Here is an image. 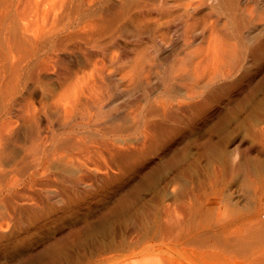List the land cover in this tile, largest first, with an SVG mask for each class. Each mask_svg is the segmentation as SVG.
<instances>
[{"label": "rangeland", "instance_id": "rangeland-1", "mask_svg": "<svg viewBox=\"0 0 264 264\" xmlns=\"http://www.w3.org/2000/svg\"><path fill=\"white\" fill-rule=\"evenodd\" d=\"M61 1L0 0V264H264V0L83 48Z\"/></svg>", "mask_w": 264, "mask_h": 264}, {"label": "bare ground", "instance_id": "bare-ground-1", "mask_svg": "<svg viewBox=\"0 0 264 264\" xmlns=\"http://www.w3.org/2000/svg\"><path fill=\"white\" fill-rule=\"evenodd\" d=\"M52 1H54V0H52ZM59 1L62 2L61 0H59ZM66 1H64V2H66V3L76 2L77 10L79 12V15H78L79 21H78V24L76 26L78 29V38L80 39L81 45H82L81 48H83L86 45H90V44L93 45L94 43H96L97 40L95 39V36L97 35V33H100L101 29H105L104 25L107 26V24L110 27H114V28H112V30L114 29L115 32H116V30L117 31L118 30L119 31L120 30L121 31H128L129 30L130 31V29H131V31H132V29H133L134 33L138 34V36L142 35V34H146V35L148 34L149 40H150V37L154 38L153 36L156 33H161L159 35H161L162 38L164 37L163 34L165 32L162 33V29H163L164 25H166L170 22V20H171L170 18L177 19V21L179 18H182V19H184L183 21H185L186 23L189 22L190 19H193V21H191V22H193L191 24L193 26L194 25V18L193 17L195 16V14L198 10V7H199V5H197V4L201 0H66ZM221 1H224V2L226 1L227 2L226 4H228V6L230 5L233 7L234 6L233 2L236 0H221ZM42 2H44V0H42ZM49 2H51V1H49ZM210 2H211V0H210ZM236 2H238V1H236ZM211 3L213 4V2H211ZM50 4L52 5V3H50ZM36 5L34 3L33 6H36ZM40 6H42V5H40ZM217 6L219 7V4ZM235 6L237 7V5H235ZM36 8H37V6H36ZM45 8H47V7H44V9ZM226 8H227V6H225V9ZM230 8L231 7L227 8V9H230ZM234 9L235 8H233V10ZM152 10H156L159 14L156 17L157 19L154 17L156 20L151 17V12L152 13L154 12ZM46 11H47V9H46ZM152 16H154V14ZM164 19L165 20L170 19V20L164 21ZM189 24L187 26H189ZM209 25H212V24H209ZM167 26L169 27V25H167ZM205 26H207V25H205ZM212 27L214 28L213 25H212ZM109 30H111V29H109ZM109 30L105 31V32L109 33ZM114 31L112 34H110V38H113V37H111V35L115 34ZM164 31H165V29H164ZM189 31H191V28ZM110 32H112V31H110ZM128 32H127V34L129 36ZM189 33H188V35H189ZM100 34H102V33H100ZM103 34H104V30H103ZM103 34H102V36H103ZM123 34L124 33L121 32V35H123ZM165 34H166V36L168 35L167 32ZM105 35H106V33H105ZM117 35H116V38H117ZM157 35H155V36H157ZM128 36H126V37H128ZM98 37L99 36H97L96 38H98ZM139 37H137L136 39H138ZM158 37L159 36H157V38ZM183 37H185V33H184ZM193 37H195V35ZM189 40L190 39H186L187 42ZM155 41L157 42V40H155ZM163 41H164V38L161 41V43ZM165 42H167V41H165ZM187 42H186V44H187ZM141 43H143V41H141ZM148 43H149V41H148ZM138 46H141V44ZM152 46H153V44H152ZM153 47H155V45ZM156 47H157V45H156ZM187 47H189V44ZM173 66L175 67L174 64H173ZM174 72H176V71H174ZM167 73H169V72H167ZM174 76H175V74H174Z\"/></svg>", "mask_w": 264, "mask_h": 264}]
</instances>
